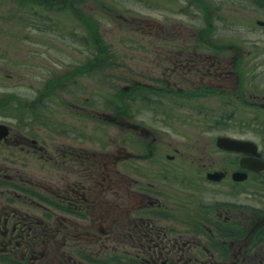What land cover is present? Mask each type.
Segmentation results:
<instances>
[{"label": "flooded vegetation", "instance_id": "af4514ba", "mask_svg": "<svg viewBox=\"0 0 264 264\" xmlns=\"http://www.w3.org/2000/svg\"><path fill=\"white\" fill-rule=\"evenodd\" d=\"M68 1L52 0L43 8L52 11ZM165 1L169 6L180 3L182 10L191 7L194 16L175 20L173 26L171 19L165 20L170 27L151 20L169 32L174 28L169 48L175 55L161 72H151L143 87L180 108L189 98L208 96L221 108L226 103L264 108L261 99L255 100L258 94L248 96L245 90L251 72H238L231 59L222 61L214 37L199 36L202 28L214 36L222 20L233 23L227 13L237 3L244 2L245 8L256 4L259 12L264 0ZM260 14L253 21L262 26L264 9ZM177 28L191 29V38L174 41ZM70 103L78 107L76 100ZM135 103L145 108L139 99L123 103L118 115H100L116 122L123 135L149 146L132 154L148 164L132 166L122 164L124 152H115L107 142L94 145L90 136L80 140L71 118L61 130L60 117L23 125L0 114V264H264V171L241 163L264 162V137L248 138L224 127L214 148L204 151L219 153L222 162L212 163V155L206 154L210 164L200 165L195 177L201 180L190 181L186 173L193 153H157L156 135ZM0 104H5L1 98ZM71 114L76 116L73 110ZM9 115L13 117L11 111ZM204 120L228 124L226 117ZM219 137L244 144L226 149ZM253 193H261L262 201L253 202Z\"/></svg>", "mask_w": 264, "mask_h": 264}, {"label": "rangeland", "instance_id": "374dc122", "mask_svg": "<svg viewBox=\"0 0 264 264\" xmlns=\"http://www.w3.org/2000/svg\"><path fill=\"white\" fill-rule=\"evenodd\" d=\"M165 2L69 0L49 11L43 7L52 0H0V98L7 105L0 104V114L5 116L1 118L9 123L17 118L26 125L55 116L61 118V130L71 118L79 139L90 136L94 145L107 142L115 152H124L122 164L142 165L148 163L132 154L149 146L123 135L116 122L101 117V111L118 115L140 99L145 108L135 103L140 109L137 113L156 135L155 151L193 153L188 156L186 173L190 181L200 179L195 178L200 165L210 164L206 154L212 155V163L222 162L219 153L204 151L214 148V138L224 127L244 137H264V108L244 104L225 107L227 103L221 108L211 96L189 98L187 106L180 108L143 87L150 82L151 72H161L175 55L169 48L174 28L169 32L165 20L171 19L173 26L175 20L194 16L191 7L182 10L180 3L169 6ZM237 6L227 13L233 23L221 19L222 26L214 36L209 28H202L199 36L214 37L220 43L222 61L231 59L238 72H251V85L245 89L242 83V91L248 90V96L250 92L258 94L255 100L261 99L264 107V27L253 21L262 14L264 5L257 10L260 13L254 11L256 4L245 8V3L239 2ZM56 18L58 24L53 22ZM151 20L166 26L154 25ZM191 31L177 28L174 41L191 38ZM226 44H233L232 48H224ZM74 100L78 107L70 103ZM72 110L76 116L69 115ZM10 111L13 117L7 116ZM207 116L226 117L228 124L205 121ZM183 179L187 180L186 176ZM219 190L221 195L227 193ZM251 198L262 201L261 193H253Z\"/></svg>", "mask_w": 264, "mask_h": 264}, {"label": "water", "instance_id": "95a60500", "mask_svg": "<svg viewBox=\"0 0 264 264\" xmlns=\"http://www.w3.org/2000/svg\"><path fill=\"white\" fill-rule=\"evenodd\" d=\"M263 24H264V22H263ZM218 143L220 145L223 144L224 147H227L229 149H240L241 148V145L240 144H243L240 141H237V140H234V139H230V138H224V137L218 138Z\"/></svg>", "mask_w": 264, "mask_h": 264}, {"label": "bare ground", "instance_id": "6f19581e", "mask_svg": "<svg viewBox=\"0 0 264 264\" xmlns=\"http://www.w3.org/2000/svg\"><path fill=\"white\" fill-rule=\"evenodd\" d=\"M264 26V24H262V26L261 27H263Z\"/></svg>", "mask_w": 264, "mask_h": 264}]
</instances>
